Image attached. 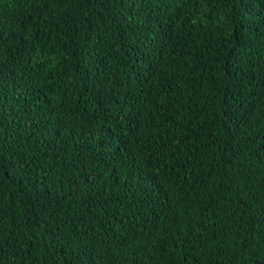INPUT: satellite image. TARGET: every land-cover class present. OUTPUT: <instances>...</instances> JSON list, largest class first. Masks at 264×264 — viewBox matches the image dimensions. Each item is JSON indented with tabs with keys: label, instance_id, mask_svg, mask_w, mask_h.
<instances>
[{
	"label": "trees",
	"instance_id": "obj_1",
	"mask_svg": "<svg viewBox=\"0 0 264 264\" xmlns=\"http://www.w3.org/2000/svg\"><path fill=\"white\" fill-rule=\"evenodd\" d=\"M0 264H264V0H0Z\"/></svg>",
	"mask_w": 264,
	"mask_h": 264
}]
</instances>
